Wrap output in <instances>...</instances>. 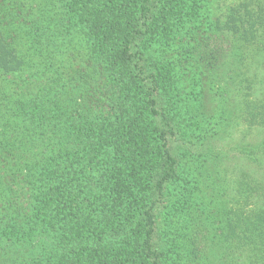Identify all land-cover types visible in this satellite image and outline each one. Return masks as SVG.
Wrapping results in <instances>:
<instances>
[{"label":"trees","instance_id":"16d2710c","mask_svg":"<svg viewBox=\"0 0 264 264\" xmlns=\"http://www.w3.org/2000/svg\"><path fill=\"white\" fill-rule=\"evenodd\" d=\"M212 15L209 0H0V176H26L16 185L30 191L19 209L0 205V264H176L175 246L199 264L173 226L195 220L176 214L192 193L175 192L168 249H153L151 207L164 175L179 176L158 115L192 131L197 102L182 90L199 83L197 50L220 33L240 53L264 33L260 7Z\"/></svg>","mask_w":264,"mask_h":264},{"label":"rangeland","instance_id":"374dc122","mask_svg":"<svg viewBox=\"0 0 264 264\" xmlns=\"http://www.w3.org/2000/svg\"><path fill=\"white\" fill-rule=\"evenodd\" d=\"M209 2L213 19L218 16L221 22L226 20L228 10L264 9V0ZM255 36V40L250 38L243 43L240 53H236L235 47L232 48L224 35L220 37V33L212 46L211 42L205 43L197 50L202 54L196 71L201 75L199 83L187 82L188 77L184 79L186 88L182 90L198 103L190 102L187 107L191 116L187 118L193 121L192 131H171L167 119L162 120L158 115L159 126L168 133L166 146L170 147L179 176L164 175L165 186H168L163 196L157 195L159 200L151 207L156 228L152 236L153 249H168L166 235L159 237V233L169 231L167 216L175 209V192L180 190L185 195L192 193L190 198L195 205L180 207L176 214L195 220L175 221L174 236L180 242L181 236L191 233L201 252L199 264H264V43L252 46L255 41H264V33L259 30ZM132 52L135 53V49ZM136 59L134 62L140 65ZM162 110L158 107V114L163 113ZM197 122L200 127L193 133ZM25 177L0 176L1 207H23L21 198L30 194L27 179L21 182L23 186L16 183ZM162 178L159 176L158 181ZM184 182L186 191H183ZM31 213L30 208L25 214ZM214 219L221 228L225 222L230 225L233 222L234 233L227 229L214 231ZM40 238L45 244L49 243L45 234ZM235 238H239V242L236 243ZM190 241L186 239L187 244ZM171 248L174 250L170 255L181 256L176 264H194L187 259L190 247L187 250ZM10 256L16 257L15 254ZM154 258L151 256V264Z\"/></svg>","mask_w":264,"mask_h":264}]
</instances>
